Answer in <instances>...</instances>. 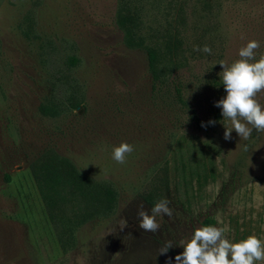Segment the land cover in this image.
Returning <instances> with one entry per match:
<instances>
[{"label": "rangeland", "instance_id": "rangeland-1", "mask_svg": "<svg viewBox=\"0 0 264 264\" xmlns=\"http://www.w3.org/2000/svg\"><path fill=\"white\" fill-rule=\"evenodd\" d=\"M253 39L258 60L264 0H0V264H175L180 242L217 217L233 242L264 240V132L225 140L216 107L219 63ZM148 49L182 87L177 118L154 104ZM121 142L135 146L123 165ZM49 151L110 185L114 209L68 186L58 200L31 167ZM164 198L173 215L140 229L139 205Z\"/></svg>", "mask_w": 264, "mask_h": 264}, {"label": "clouds", "instance_id": "clouds-1", "mask_svg": "<svg viewBox=\"0 0 264 264\" xmlns=\"http://www.w3.org/2000/svg\"><path fill=\"white\" fill-rule=\"evenodd\" d=\"M258 40H250L246 46L239 50V59L231 65L225 61L222 66V84L227 95L216 102V107L222 109V117L230 121V126L224 124L225 140L232 138L235 130L237 135L247 140L252 131L264 132V105L258 100V94L264 91V55L256 59V50L260 48ZM211 54L210 46L203 49ZM208 124L214 125L210 120ZM251 125V127H249ZM202 126H207L203 124ZM135 151V146L128 142H121L113 148L112 159L118 164H126L130 154ZM171 200L164 198L152 206L150 212L145 209L144 203L139 205L137 215L139 228L145 232L156 233L161 225L158 216L173 215L170 207ZM218 225H204L194 230L188 240H182L180 246L183 251L175 257V264H257L264 262V240L252 234L238 242L229 238V229L224 226V221L217 217ZM127 227V222L121 224V230ZM175 243L171 240L160 249L159 254H166ZM171 257H169V264Z\"/></svg>", "mask_w": 264, "mask_h": 264}, {"label": "trees", "instance_id": "trees-1", "mask_svg": "<svg viewBox=\"0 0 264 264\" xmlns=\"http://www.w3.org/2000/svg\"><path fill=\"white\" fill-rule=\"evenodd\" d=\"M147 57L151 79V94L154 104L159 108L170 109L177 118L176 111H183L188 108V103L183 97L182 87L179 82L177 83L171 77L172 75H168L164 69L158 66L156 51L148 49ZM31 167L36 179L42 185L46 184L54 192L55 187H57V199L60 197L58 189L68 186L72 189L75 188L78 194L91 200L94 208H99L100 211L111 212L115 207L117 196L115 190L110 185L86 182L84 177L67 158H63L53 151H49L37 158ZM212 223L213 220L211 219L205 221V225Z\"/></svg>", "mask_w": 264, "mask_h": 264}]
</instances>
